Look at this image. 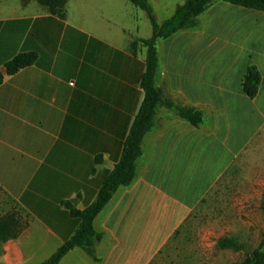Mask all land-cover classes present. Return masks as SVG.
Wrapping results in <instances>:
<instances>
[{"label":"crops","instance_id":"crops-1","mask_svg":"<svg viewBox=\"0 0 264 264\" xmlns=\"http://www.w3.org/2000/svg\"><path fill=\"white\" fill-rule=\"evenodd\" d=\"M71 1L62 19L36 0H0V69L19 54L37 55L0 86V218L17 214L25 225L3 244L0 264H41L71 238L80 221L62 203L83 210L94 202L145 98L146 50L133 53L131 43L151 37L152 29L143 34L137 17L133 26L114 23L113 32L106 13L109 28L89 17L95 0H74L75 13ZM229 5L215 4L201 29L158 44V87L175 105L201 111L203 124L194 127L160 106L142 142L136 180L118 189L95 220L104 235L94 247L99 261L76 249L60 264H117L115 257L132 254V246L108 224H132L137 215L135 222L146 225L149 191L161 199L166 183L187 184L197 175L207 177L203 186L213 184L264 131V13L243 8L237 27L228 29L222 17L237 7ZM176 8L164 11L171 18ZM209 26L229 31L213 36ZM231 31L243 34L236 48ZM250 66L262 76L255 99L242 86ZM245 125L252 127L247 134ZM122 189L138 196L115 202Z\"/></svg>","mask_w":264,"mask_h":264},{"label":"rangeland","instance_id":"rangeland-1","mask_svg":"<svg viewBox=\"0 0 264 264\" xmlns=\"http://www.w3.org/2000/svg\"><path fill=\"white\" fill-rule=\"evenodd\" d=\"M92 2L95 7L89 17L109 28V24L103 21L106 13L111 18L113 32L119 31L114 23L133 26L135 18L138 17L141 32L151 33V23L146 13L125 0ZM184 2L185 0H152V5L156 9V17L163 22L170 16L168 11H164V6L173 10ZM233 9L235 10L224 12L227 15L222 17L223 24L234 26L228 29L237 27V18L235 20L234 17L243 11L240 7ZM69 11H77L74 0L70 3ZM228 29L226 33L225 30L209 26L208 31L213 36L221 37L228 34ZM229 36L236 43L235 48L240 45L238 42L243 34L231 31ZM249 130L252 127L248 125L242 129L246 134ZM206 178L205 175H197L191 177L187 184L180 185L178 181L175 185L166 183L169 186L161 199H157L155 193L149 191L146 225L135 222L137 215L132 216V224H124L123 221L117 225L108 224L120 237H124L127 245L132 246L133 253L116 256V263L239 264L246 256L251 255L264 234V131L230 163L220 179L203 186ZM128 196L129 199H135L138 195L135 191L126 194L122 189L115 196V202L123 201ZM156 203L160 207L156 208ZM170 216L174 219L179 216L180 221L171 222ZM98 226L103 228L104 220H100ZM224 238L238 239L244 245V250L235 252L220 249L218 243Z\"/></svg>","mask_w":264,"mask_h":264},{"label":"trees","instance_id":"trees-1","mask_svg":"<svg viewBox=\"0 0 264 264\" xmlns=\"http://www.w3.org/2000/svg\"><path fill=\"white\" fill-rule=\"evenodd\" d=\"M36 1L51 14L62 19L66 17L68 0ZM126 1L135 8L145 12L152 26L151 37L135 39L131 43L133 53H136L140 48L146 50V70L141 78V87L144 90L145 98L125 140L121 158L104 180L94 202L83 210L77 209L72 201L62 203L69 210L71 216L80 221V225L71 238L41 264H60L70 251L76 249L83 250L95 261H99L95 256L94 247L96 243L104 239V235L96 230L95 220L113 199L118 189L129 187L134 183L137 176V161L142 155L143 139L152 129L157 109L160 106H165L172 110L176 117L190 123L194 127H199L203 124L204 115L201 111L195 108H182L175 105L173 101L164 96L162 90L158 87L159 42L166 41L179 32L199 30L202 27L201 17L218 2L264 13V0H185L183 4L177 6L171 18L160 24L150 0ZM36 59L37 55L34 53H22L7 62L3 69H0V86L7 76L15 75L20 70L33 65ZM261 81L262 76L258 68L256 66L248 67L242 83L246 96L250 99H255L258 95ZM95 164H101L100 157L96 158ZM24 226L22 218L17 214H10L0 218V253L2 252L3 244L16 239ZM218 246L222 250L235 252H242L245 248L235 238H224L219 241ZM239 264H264V234L259 246Z\"/></svg>","mask_w":264,"mask_h":264}]
</instances>
